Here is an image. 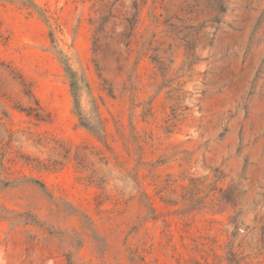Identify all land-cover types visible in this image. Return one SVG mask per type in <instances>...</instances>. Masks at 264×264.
<instances>
[{
	"label": "rangeland",
	"instance_id": "obj_1",
	"mask_svg": "<svg viewBox=\"0 0 264 264\" xmlns=\"http://www.w3.org/2000/svg\"><path fill=\"white\" fill-rule=\"evenodd\" d=\"M0 264H264V0H0Z\"/></svg>",
	"mask_w": 264,
	"mask_h": 264
},
{
	"label": "trees",
	"instance_id": "obj_2",
	"mask_svg": "<svg viewBox=\"0 0 264 264\" xmlns=\"http://www.w3.org/2000/svg\"><path fill=\"white\" fill-rule=\"evenodd\" d=\"M65 64V63H64ZM65 69L67 72V75L70 79V85H71V90H72V95H73V99H74V104L76 107H78V90L80 87V78L79 76L76 74V72H74L69 66H67L65 64ZM30 95H32L31 91L29 90ZM79 115V119L81 121H83L82 119V114H80V112H78Z\"/></svg>",
	"mask_w": 264,
	"mask_h": 264
}]
</instances>
